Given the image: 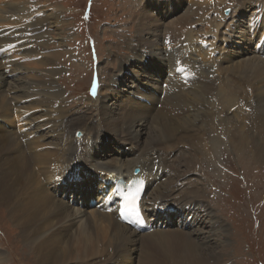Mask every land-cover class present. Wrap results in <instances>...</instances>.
Returning a JSON list of instances; mask_svg holds the SVG:
<instances>
[{
  "label": "bare ground",
  "instance_id": "obj_1",
  "mask_svg": "<svg viewBox=\"0 0 264 264\" xmlns=\"http://www.w3.org/2000/svg\"><path fill=\"white\" fill-rule=\"evenodd\" d=\"M21 1L15 0L16 9L6 11V16L2 14L5 9L0 8V14H2L0 16V26L7 23L6 29L9 30L0 32V51H3V48L17 44L16 42H22L31 44V46H27L29 50L27 49L28 51L25 52L26 54H22L23 56L27 57L28 54L32 56L42 55L44 50H49L50 43L48 41V43L44 42L41 46H38L37 42L38 39L42 38L41 40H43V36L45 38L46 34H41L35 40L32 39L31 35L43 30L45 32L49 24L61 30V26H64L62 13L53 11L48 15L46 14V16V11L37 10V8H40L39 5H36L38 3ZM213 1L216 3L220 0H172L166 8L161 10L163 3L160 0H148L149 4H145L147 0H143V7L148 6L141 9L145 14L142 17V23L136 30L135 39L131 42L132 54L134 55H130L127 60L120 62L119 71L121 76L119 78L131 73L133 79H141L138 81V85H142L140 82L147 77L149 80L144 82L145 85L155 88V92L147 93V96L141 94H135L134 97H131V95L125 96L123 91L121 93L123 80L116 79L118 82L112 83L111 81L109 83L111 85L96 84L93 91L94 97L99 98L103 92H106L112 93V97L121 96L122 99L124 97H128V100L130 98L135 99L125 106L123 104H113L112 108L115 111V116H120V119H122L121 123H118L121 126L128 122L130 116L136 118L140 114L136 109L140 107L135 106H142L141 103L146 100L145 97L149 100L151 97L157 96L156 93L159 92V89L160 97L157 102L160 101L165 89L162 87L164 82H161L160 76H154V74L160 72L158 69L162 68L161 64L164 59L168 61L165 64V70L169 69L168 74L183 73L189 75L190 79L183 84L178 77H176V83L165 82L169 86V91L166 90L167 96L162 100L161 107H164L163 111L166 112V115L158 113L162 118H154L153 123L156 125L150 133H147L145 140H143L145 132L142 129L145 125L141 122H138L141 125H132L130 134L125 138L127 144L132 143V152L126 150L129 147H122L125 152L121 150L120 155L113 159H96L98 164L94 163L95 153L99 155L101 151L94 149L93 146L98 140L100 142L101 132L97 130L96 126H90V124L81 121V118H86L88 121L93 122L89 117L81 115L75 117L74 113L72 115V113L63 110L62 107L65 104L62 98L63 94L56 88L54 79L59 74L56 67L60 61V55L39 57L38 60L40 61L37 64L47 66V72L36 76L41 79L37 86L14 91L12 96L18 102L14 107L12 103L6 101L5 95L2 96L5 93L6 84L5 77L0 76V87L2 86V89H0V96H2L0 97V118L3 119L1 123L6 125L17 123L19 124L18 131L25 127L29 128L27 129L29 134L23 135L25 130L19 134L22 139L28 138L26 147L19 140L18 134H15L17 140L11 134L0 137V164L12 168L0 170V201L9 208L12 216L19 218L23 228L22 236L28 242L34 243V245L37 244L38 253L42 259L46 255L48 259L51 258L56 264H104L93 260L105 256L110 247L113 248L114 255L112 256H114L113 261H115L123 247L140 245L142 257L145 260L142 264H219L216 262L221 261V259L216 261L215 255L209 256L207 250L213 249L221 255V249L228 248L229 243L224 240L228 235L226 226L222 224L219 215L214 211H210L209 206H204L203 203L205 202L198 199L202 196L200 192L202 188L195 183L196 181L194 182L188 177L184 178L183 175L182 177L179 176L178 180L174 178L173 183L171 179L170 183L168 182L167 176L165 182L157 184L160 174L167 172L168 169L172 170L169 172L173 176L177 177L178 175L176 173L180 169L172 165L173 162L178 163V159L176 161L172 159L174 157L172 153L181 152L180 156L186 164L192 163L197 156L203 159L206 154H212L213 149L221 145L223 142L221 139H223L225 133L233 148L241 151H252L251 155L264 160V93L257 94L256 92L258 96L252 99L251 111H246L244 109L245 105H240L242 101L240 95L243 97V94L251 93L253 97L252 93L256 90L257 83L260 81L264 84V1L234 0V3L237 2V4L235 11L233 10L230 16L220 17L218 22L211 18L208 22L206 20L207 24L206 22L200 24V9L197 8V5L208 4V2L212 3ZM187 2L193 3L191 8L185 7ZM251 7L256 9L257 12L249 20V28L247 29L246 26L245 31L242 32L244 35L238 38L241 41L234 42L231 45L236 35V33L233 34L235 28L231 22L237 17L236 15L244 13V10ZM158 11H160V15L161 12L169 14L170 11H175L176 16L183 12L165 26L166 33L162 34L165 35L163 38L162 35L159 37L160 30L150 27V25L157 27L158 21L154 16L156 15L155 12ZM34 13L37 15L42 13V15L37 22L32 24L30 15L32 17ZM15 16L16 21L13 22L12 19ZM239 18L237 17L235 20H239ZM235 20L234 22H236ZM163 22L161 21L160 25ZM22 23H24L23 27L15 31L16 33L10 37L13 33L12 28ZM223 23H226L228 27H222ZM60 36H63V32ZM157 41L159 47L170 44L168 46L173 48L167 57H164L163 53H157L154 50L157 47ZM241 42H253L252 55L244 57L236 51V46L239 43L242 45ZM231 46L233 49H231ZM20 49H17V51ZM195 57L199 59L195 60ZM1 58L4 59L2 56ZM209 61L211 62L210 65H200L202 62L208 63ZM142 72L146 74L143 75ZM38 87L44 88V91L38 90L40 92H37L36 88ZM176 89L179 90L178 94ZM248 89L250 91H247ZM41 95H43V99H39ZM20 99H24L31 111L24 123L19 120L22 109ZM40 109L41 111H39ZM173 109L183 112V116H168L169 111L174 113ZM117 113H120V115ZM193 113H196V116ZM247 113H250V115ZM53 117H56L54 120L57 123L48 122V125H45L46 129L49 127L52 132L48 131L42 137L41 132L44 130L42 121L47 118L50 119L47 121H51ZM105 118L110 120L112 116L107 114ZM234 118H238L239 122L236 123V120H233ZM201 119L202 121L197 124ZM34 120L41 123L35 126ZM83 127H86L91 135L88 141H86V138L81 139V141V137L76 136V133L79 132V130L76 132V129ZM8 128L7 126L6 128L1 126L0 130H7ZM33 134H35L36 139L29 140V136ZM172 141L174 144L171 143ZM24 147L31 149L29 155H27V150ZM185 147L190 149L189 153L185 152ZM51 148L52 151H50ZM111 148V145H109L108 152L111 151ZM19 149L21 151L19 156L14 155L9 159L3 157L4 153ZM135 149L138 150V153L134 152ZM27 158L31 160L30 164L32 166H39V175L35 167L30 166ZM87 158L90 159L88 161L91 162L92 166L96 164L97 168L102 167L103 172L99 173L96 170H91L88 173L80 169V166L71 169L74 165L71 164L72 162L82 159L76 164H84ZM161 163L167 170L161 167ZM136 168L141 169L139 178H144L147 175L148 181L150 178L148 172H152L153 175L154 170H157L153 175L154 180H150L151 183L148 185L144 206L149 224L157 225L159 220L164 217L165 224L173 225L174 215L176 214L173 213L177 212L181 216L180 220L182 222L180 224L182 223L189 232L173 229L167 231L157 230L139 237L138 232L122 225L113 215L106 213L107 207L112 204L109 196H105L106 207L104 206L102 211L98 210L97 207L91 209L92 201L98 199V203H104V194L109 191H111V194L114 192L117 178L124 177L126 179L134 176L133 172ZM71 172L75 173V175L73 174L74 177L71 176ZM42 176L44 177L43 180ZM91 176H94L95 179L90 181L89 188L83 190L81 197L78 196L76 201H81L82 209L85 208V203L88 204V209L93 210V212L90 213V216L78 220L76 218L80 217L81 214L86 216V213H81V211L75 209L67 211L68 208L65 205L69 202L65 203L61 199L66 200V198L73 199V197H76L77 193L71 189V184L68 182H84ZM98 176L100 177L98 178ZM96 178L102 183L99 188L91 185L96 183ZM182 178L181 186H183L179 187L177 184ZM95 188L97 194H93ZM100 190H102V194ZM175 193L177 194L175 195ZM55 196L58 198H55ZM173 196H176L175 199ZM87 200L88 202H86ZM186 207L187 209L184 210ZM72 216L76 217V223L75 219H69ZM201 222H206V225H201ZM74 225H77V233L74 232L75 234L69 239L64 247L65 249L62 250L63 238L73 231ZM55 227L56 229H53ZM52 229L54 231L53 234L50 233V238L41 237ZM191 229L196 231L192 233ZM195 235H198V240L204 243L197 242ZM212 240L218 243L216 247L210 244L213 243ZM209 244L211 248L207 249L206 247L210 246ZM136 251L134 252L136 253ZM150 257L153 258L150 259ZM133 259L135 260L134 256L129 258V260ZM73 260L74 262H72ZM127 260L121 258L117 262L115 261V264H126L125 261ZM2 262L3 258L0 256V264Z\"/></svg>",
  "mask_w": 264,
  "mask_h": 264
},
{
  "label": "rangeland",
  "instance_id": "obj_2",
  "mask_svg": "<svg viewBox=\"0 0 264 264\" xmlns=\"http://www.w3.org/2000/svg\"><path fill=\"white\" fill-rule=\"evenodd\" d=\"M19 1L22 2L21 0ZM23 1L26 3H32V2L38 3L36 5H39L40 8H37V10L42 9V12L46 11L45 15L46 14L48 15L53 11L57 13H62L61 15L63 16L64 26H61V30H62L61 31L60 29H58V27L56 26L54 27V25L49 24L45 32H43L44 31L43 30L40 31L39 33H35L31 35L33 37L32 39L35 40L38 39V37L41 36V34L43 33L46 34V35L44 34L45 38L43 36V40H41L42 39L41 38L38 39L37 42L38 46H41L44 42L48 43L49 41L50 43L49 50L48 49L44 50V52H42V55L38 54L32 56L28 54L30 58L28 56L27 57L23 56L22 54H24L26 51L29 50L27 46H31V44L30 43L26 44L22 42H19L20 44L16 42L17 44L8 46L5 49L3 48V51H0V57L2 56L4 58V59L2 58L0 59V76L5 77L4 81L6 84L5 93L2 96L5 95L6 101L12 103L13 104L12 106L14 107L15 104H18V102H16L17 99L13 98L12 96L14 95V91L16 89L23 90V88L25 87L37 86V84H39V81H41V79L36 76L43 75L47 72L46 70L48 68L47 66L44 67V66H39L37 64V62L40 61L38 60L40 59L39 57L40 56L51 57L52 55H60L59 56L60 61L58 62L56 67V69L59 70V74L54 79H55L56 88L59 89L60 92L63 94L62 98L65 101L64 104L65 107L64 106L62 107L63 110L72 113V115L74 113L75 117H79L80 115L83 117L84 116L89 117L91 120H93V122L88 121L86 118H81V121H84L85 124L86 123L90 124V126H96L97 130L101 132L100 142L98 140V142L95 143V146H93L94 149L96 150L99 149L101 151L99 155H96L95 153L94 163L98 164L96 159L103 160V158H106L110 160L119 156L122 151L125 152V149H122V147L125 148L129 147L126 150L132 152L131 151L132 143L127 144L125 142L126 136L130 134L132 130L131 126L141 125L138 122L143 123L145 125L142 127L143 131L145 132L143 136L144 137L143 140H145V138L147 137V133H150L153 130V127L156 125L155 123H153L154 118L156 117L162 118L158 113L160 112L162 115H166V112L163 111L164 107L163 108L159 107L162 106L163 99L161 98L160 101L157 102V100L160 97L159 94L160 89L159 92H157L158 94L156 93L157 96H154L155 98L154 97L150 98L148 96L150 98L149 100L151 101L147 100V97H145L148 103L142 101L141 104H143L142 106L144 107L135 106V107H140L136 109L137 111L140 112V114L136 118L130 116L128 118V122H126L121 126H119L120 124L118 125V123H121L122 119H120V116L119 117L115 116V111L112 108V106H114L113 104L117 103L115 105L123 104V106H125L127 103H132L135 99L130 98V100H128V97H124V99H122L121 96L112 97L113 96L112 93H106V92H103L101 96L97 98L94 97L93 91L95 90L96 84H101V85L103 84L105 86L111 83V81L112 83L113 82L115 83L118 79L119 80L122 79L123 84L121 88H123V90H121V88L120 90L121 93L122 91L124 92L125 96L131 95V97H134L135 94H141L143 96H147V93L155 92L156 90L155 88H151L145 85L144 82L146 80H149L145 76L143 81L140 82L142 83V85H138V81L141 79H133L132 78L133 75L131 73L129 74L127 73L122 78H119L121 76V72L119 71L120 62L127 60V58L130 55L131 56L134 55L132 54L131 42L135 39L137 32L136 30H138L137 29L138 26L142 23L141 20L143 14H145L141 9H145V7H147L148 5L147 6L145 5L143 7L144 5L143 0H39V1L23 0ZM160 1L161 3H163V6L161 8V10H163L169 5V2L172 0H160ZM14 4H15V0H5V1L2 0L0 2V8L5 9L2 14L6 16L7 15L5 14L6 11H12L13 9H16V5ZM145 4H149L148 0L147 3ZM191 4L187 2L185 3V7L191 8ZM236 4L237 2L234 3V0H220V1H216V3L213 1L212 3L208 2V4L197 5V8L200 9L199 11L200 24H204L206 20L208 22L209 19L211 18H213V20L218 22V20H220V17L221 18L227 17L224 16L223 14L225 8L226 9L233 8L232 10L235 11ZM243 12L244 13L240 15H236L237 17H240L239 20H235L237 18L236 17L234 19L236 22H234V20L233 22H231L233 24L232 26L235 28L233 34L236 33L234 37V41L232 40L231 45H233L234 42L241 41L238 38L244 35L242 34V32L245 31L246 26L247 29L249 28L248 27L250 25L249 20L255 16L257 11L256 9L251 7L248 8V10H244ZM155 13L156 15L154 17L155 19L157 18L158 25L157 27L150 25V27L160 30L159 32V37H160L162 34L166 33L165 26H167L172 20L174 21L176 17L180 16L183 12L180 13L178 16H176L175 11H170L169 14H164L163 12H161V15H160V11ZM232 13L233 11L231 12V14ZM2 14H0V16ZM41 15L42 13L38 15L34 13L32 17L30 15L32 24L34 22H37V20ZM197 18L198 16L196 17V20ZM12 20L13 22H15L16 16L13 17ZM161 21H164L163 23H161L162 25H160ZM23 25L24 23L17 25L18 27L14 26V28L15 27L16 28L15 29L12 28L13 33L10 35V37L16 33L15 31L23 27ZM6 26L7 23H3L2 26H0V32L7 31L8 29H6L7 28ZM222 27L227 28L228 26H226V23H223ZM61 32H63L62 37L60 36ZM163 37H165V35H162V38ZM241 43L242 45L239 43L236 46L237 47L236 51H238V53H240L244 57H246L247 55L249 56L252 55V50L254 49L253 42H248V43L241 42ZM19 48L21 49L17 51V49ZM171 49H172L171 46L168 45L159 47L157 41V47H155L154 50L157 51V53H163L164 57H167ZM231 49H233L232 46ZM14 50L16 51L13 53ZM197 59L195 57V60ZM167 63L168 61L164 59L163 63L161 64L162 68L158 69L160 70V72L158 71L157 72L158 74H154V76L156 75L160 76L161 82L162 83L164 82L163 84H165L166 82L165 77L167 76L169 70V69L165 70L166 69L165 64ZM202 63H200V65L202 66H204V64L206 65L211 64L210 61L208 63L207 62H202ZM142 74L145 75L146 73L142 72ZM0 89H2V86L0 87ZM36 89L37 92L44 91V88L42 87H38ZM247 91H250V89H248ZM256 92L257 94L264 93V84L260 81L256 85V90L252 93L253 97L251 96V93H247L248 97L247 95L244 94L243 97L240 95L242 99L240 105H245L244 109H246V111L248 112L251 111L250 106H253L252 99L258 96ZM42 96L43 95H41L39 99H41ZM20 101H21L20 105L22 106V109L19 120L22 123H24L26 122L31 111L28 109L24 99H20ZM44 109L46 108L44 107ZM39 111H41V109ZM120 113L117 114L120 115ZM174 113L172 111H169L168 116L170 117L183 116V112L179 111L178 109L174 110ZM107 114L112 116V119L110 120L106 119L105 117ZM247 114L250 115V113ZM193 115L196 116V113L195 114L193 113ZM230 116H232V114H230ZM55 118L56 117H53L51 121H47L49 118L44 119L42 121L44 126V130L43 132H41L42 137L45 136L46 132L48 131L52 132L49 127H47L48 129H46L45 125H48V122L51 123L53 122L54 124H56L57 122L54 120ZM1 120L3 119L0 118V127L2 126L3 128H6L7 126L9 128L7 130L4 129L0 130V137L4 136L5 134H11L16 139L15 134H18L19 140L26 147L28 143V142L26 143L27 139L20 138L19 134L23 130L29 128L25 127L21 131H18L17 127L19 124L16 123L14 125L9 123V125L8 124L6 125L5 123H1ZM233 120L234 121L236 120V123L239 122L238 118H234ZM200 121H202V119L199 120L197 124ZM33 122L36 124L35 126H38L39 123H41L36 120H34ZM78 130L82 131L83 133V136L82 138H80V140L86 138V141H88V139L91 136L89 130L86 127H83L81 129H76V132ZM25 134H29L28 130L26 131V133L23 132V135ZM34 135L35 134L30 135V137ZM222 138L223 139L221 140L223 142L221 143V145H218L217 148L213 149L212 154L211 153L206 154L203 157V159L197 156L198 158L195 157L193 162L192 163L190 162L189 164L188 163L186 164V162L180 156L181 152L172 153V155L174 156V157L172 156L173 157L172 159H174L175 161L176 159H178V163L173 162L172 164L180 169L176 173V175L177 174L178 175L177 177L173 176L170 172H168V170L165 167H163L161 163V167L165 168L167 172H162L163 174H160L159 178L157 179V184L161 182H165V180H167V176H168V182L170 183V181L172 180L173 183L174 178L178 180V177L179 176L182 177L183 175L184 178L188 177L192 181L194 182L196 181L195 183L202 188V190L200 191L202 196L198 197V199L201 202H205L203 203L204 206L208 205L210 211H214L217 215L220 216L223 222L222 224L226 226V233L228 234L224 240H227L229 246L228 248L226 247L225 250L221 249L222 252L221 255L218 253V251H215L213 249L207 250V252H209L207 253L209 256L215 255L216 261L221 259L220 262H216L214 260L216 263L264 264V160L257 156L251 155L252 151L249 150L241 151V150H237L236 148H233L228 141V137L226 133ZM30 139L34 140L36 139V137ZM109 139L110 141H108ZM171 143L174 144L173 141ZM109 145H111L112 148L110 149L111 151L108 152ZM250 146L252 147L253 145ZM25 147L24 149H26ZM184 149L185 152L189 153L190 150L189 148L185 147ZM26 150H27L26 152L27 155H29L31 149L28 148ZM21 151L23 152L22 148ZM21 151L19 149L14 152H6L3 154V157L9 159L14 155L19 156ZM50 151H52V148ZM134 152L138 153V150L135 149ZM81 160L82 159H78L76 162H72L71 164L74 165L71 167V169L80 166L81 167L80 169H83L88 173L91 170L94 171L96 170L99 173L103 172L102 167L99 169L97 168L96 164H95L96 167L92 166L91 162L88 161L90 160L89 158H87L84 164L82 163L76 164ZM27 161L30 164L31 160L27 158ZM4 165L5 164L2 163L0 164V170L12 169ZM30 166L35 167V170L38 174L39 166H32L31 164ZM71 176L74 177V175ZM99 177L100 176H98V178ZM43 179L44 177L42 176V180ZM94 179H95L94 176H91L88 178L87 181H84L82 183L83 185H79V186L77 185L80 183V181L76 182V184H71V189L77 193L76 197H73V199L66 198V200L61 199L65 203H67V201L69 202L68 204L65 205L68 208V209L66 208L67 211H73L72 209H75L77 211H81V213H86V216L81 214V216L78 218L72 216L69 219L76 218L78 220H81L83 219V217L90 216V213L93 212V210L88 209L89 205L86 203H85L86 206H84L85 208L82 209L81 201H76V199L78 196H81L83 190H87L89 188L90 181H93ZM182 180L183 178L180 179L179 181L180 185L182 183ZM91 185L92 186L94 185L96 188H99L100 186H102V183L98 181L96 178V183ZM64 187H66V185H64ZM96 188L93 190V194H97ZM176 194L177 193H175V195ZM173 197L175 199L176 196ZM55 198L58 197L55 196ZM86 202H88V200ZM185 209H187V207L184 208V210ZM176 215L179 216V219L176 217ZM174 216L176 218H174L173 220L174 222L173 225L165 224L164 217H162L161 218L162 220L160 219L158 222V223H160L161 221L163 222V223L161 222L162 226L159 230L167 231L173 229V230H179L181 232H186V231L189 232L188 230L185 229L182 223L180 224V222H182L180 220L181 219L180 214L179 215L175 214ZM76 219H75V223H76ZM152 219L153 218L151 216V220ZM201 225H206V222H201ZM53 229H56V227ZM53 229L50 230L48 233H45L41 237L50 238L51 237L50 233L53 234L54 231ZM77 229H78L77 225L76 226L74 225L73 231L69 232L68 235H65L62 242V247H61L62 250L67 245L69 239L72 238V236L75 233H77ZM191 231L193 233V231L196 230L191 229ZM22 233H23V228L21 226L19 218L17 219L16 217L12 216V213L10 212L9 208L0 201V256L1 258H3L2 264H56L51 258L48 259V256L46 255L42 259V257L38 253L39 249L37 244L35 243L34 245V243L28 242L26 238L22 236L23 235ZM144 234H148V233H141L138 234V236L142 237V235ZM195 238H197L196 239L197 242L204 243L198 240L199 238L198 235H195ZM210 244L216 247L218 243L213 241V243L211 242ZM211 245L206 248L210 249ZM33 248L36 249L34 250ZM112 249L113 248L110 247V249H108L109 250L108 253L105 256H103L102 258H95L93 261L98 263L101 262L104 264H109V263L115 264L117 260L121 258L128 259L127 261H125L126 264H142L145 261L144 258L142 257V252H141L142 248H140V245L123 247L122 250H120L119 255L117 256L118 258L117 257L115 258L116 262L113 261L114 256L112 255H114V253ZM131 249H133L134 251L137 250L136 253ZM131 256L135 257V260L133 259L134 262L133 260H129ZM153 257H150V259H152ZM72 262H74V260Z\"/></svg>",
  "mask_w": 264,
  "mask_h": 264
},
{
  "label": "snow or ice",
  "instance_id": "obj_3",
  "mask_svg": "<svg viewBox=\"0 0 264 264\" xmlns=\"http://www.w3.org/2000/svg\"><path fill=\"white\" fill-rule=\"evenodd\" d=\"M126 211H130V212H138V208H137V205H136V202H135V198L132 199V204H131V207H128L126 205Z\"/></svg>",
  "mask_w": 264,
  "mask_h": 264
},
{
  "label": "water",
  "instance_id": "obj_4",
  "mask_svg": "<svg viewBox=\"0 0 264 264\" xmlns=\"http://www.w3.org/2000/svg\"><path fill=\"white\" fill-rule=\"evenodd\" d=\"M227 15L229 14V11L226 13ZM76 136L77 137H82L83 135H82V131H79V132H77L76 133Z\"/></svg>",
  "mask_w": 264,
  "mask_h": 264
}]
</instances>
